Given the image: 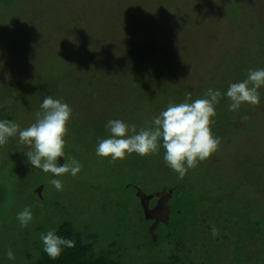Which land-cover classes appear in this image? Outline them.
Returning a JSON list of instances; mask_svg holds the SVG:
<instances>
[{
    "label": "rangeland",
    "instance_id": "rangeland-1",
    "mask_svg": "<svg viewBox=\"0 0 264 264\" xmlns=\"http://www.w3.org/2000/svg\"><path fill=\"white\" fill-rule=\"evenodd\" d=\"M260 68L264 0H0V120L24 129L46 96L62 100L73 109L65 158L83 165L75 177L52 176L27 162L18 134L0 146V264L37 263L40 234L66 222L120 264H264V86L259 105L243 103L256 112L247 120L226 95ZM208 88L222 93L212 125L222 143L183 179L162 146L114 161L96 155L109 120L139 131L170 101ZM134 186L170 192L144 218ZM27 206L33 220L21 228Z\"/></svg>",
    "mask_w": 264,
    "mask_h": 264
},
{
    "label": "clouds",
    "instance_id": "clouds-1",
    "mask_svg": "<svg viewBox=\"0 0 264 264\" xmlns=\"http://www.w3.org/2000/svg\"><path fill=\"white\" fill-rule=\"evenodd\" d=\"M261 86H264V68L250 69L246 79L230 84L226 93L231 100L229 111H237L243 103L259 105L258 89ZM221 96L219 90L208 88L203 98L192 100V94L186 92L184 102L170 101L166 110L152 118L151 127L140 128L139 131L135 124L119 119L109 120L106 127L110 136L98 138L96 155L111 157L114 161L124 159L132 153L140 156L158 154L162 146L165 150L164 162L178 174V179H183L190 169H195L199 162L216 153L222 143V138L216 136L212 130L215 123L213 118L216 116L215 106ZM40 107L42 112L36 113L35 122L24 129L15 121L0 120V146L18 134L19 143L31 149L24 153L33 168L57 177L65 174L75 177L81 172L83 165L74 158H65V137L69 132L68 124L73 109L51 95L43 99ZM243 119L247 120L249 117L244 116ZM61 157L65 158L62 165L58 163ZM50 183L57 191L63 190L62 180L51 179ZM16 219L21 228L28 227L33 220L31 207L27 206L18 212ZM40 239L44 252L53 260L58 259L65 249L76 246L74 240L57 235L54 229L46 234L42 232ZM6 256L9 260L16 259L10 248L6 251Z\"/></svg>",
    "mask_w": 264,
    "mask_h": 264
},
{
    "label": "trees",
    "instance_id": "trees-1",
    "mask_svg": "<svg viewBox=\"0 0 264 264\" xmlns=\"http://www.w3.org/2000/svg\"><path fill=\"white\" fill-rule=\"evenodd\" d=\"M105 54V53H104ZM103 54V55H104ZM138 61V57L136 59ZM126 64H129L128 61ZM101 74H102V68L99 67ZM126 71H129L128 69ZM103 78L105 79V75L103 74ZM243 104L238 109L239 113L238 115L240 117L247 116L249 119L256 113L252 112L250 114H247L243 110ZM262 176L261 180L264 181V173L260 174ZM177 185V184H176ZM170 186H167V189L164 188V190L167 191L165 195H167L170 190ZM174 191H176V188H178V185L173 187L171 186ZM162 190V191H164ZM159 191V190H158ZM138 199V198H137ZM170 211V210H169ZM153 216V215H152ZM211 233V232H210ZM57 235L65 237L67 239H72L75 241L76 246L74 248H68L65 249L62 253V255L56 259H51L45 252L42 250L41 252V258L38 260L35 264H120L118 261L112 259L109 255H96L93 252V245L94 240L96 238L93 234H88L86 236L82 235L81 233L77 232L73 229L72 225L68 222L61 225L59 231L57 232ZM223 239V238H221ZM87 241V242H85Z\"/></svg>",
    "mask_w": 264,
    "mask_h": 264
},
{
    "label": "water",
    "instance_id": "water-1",
    "mask_svg": "<svg viewBox=\"0 0 264 264\" xmlns=\"http://www.w3.org/2000/svg\"><path fill=\"white\" fill-rule=\"evenodd\" d=\"M52 176H54V175H52ZM52 178H54V177H51L49 179H52ZM136 195L140 199V204L142 206V209H143V212H144V216H145L144 218L151 217L153 210L149 206V195L148 194H145L140 189H137ZM150 195L152 197L153 194H150Z\"/></svg>",
    "mask_w": 264,
    "mask_h": 264
},
{
    "label": "flooded vegetation",
    "instance_id": "flooded-vegetation-1",
    "mask_svg": "<svg viewBox=\"0 0 264 264\" xmlns=\"http://www.w3.org/2000/svg\"><path fill=\"white\" fill-rule=\"evenodd\" d=\"M42 188H43V187H42ZM137 189H140V188L137 187V186H134V187H133L134 192H136ZM140 190H141V189H140ZM166 193H167L166 190H164V191H154L152 197H151L150 194H148V195H149V206H151L152 201H154V200H156V199H161L163 196H165ZM137 198H138V197H137ZM138 200L140 201L139 198H138Z\"/></svg>",
    "mask_w": 264,
    "mask_h": 264
}]
</instances>
